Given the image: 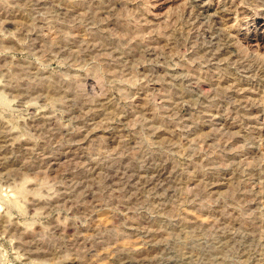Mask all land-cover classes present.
<instances>
[{
	"label": "rangeland",
	"instance_id": "obj_1",
	"mask_svg": "<svg viewBox=\"0 0 264 264\" xmlns=\"http://www.w3.org/2000/svg\"><path fill=\"white\" fill-rule=\"evenodd\" d=\"M0 264H264V0H0Z\"/></svg>",
	"mask_w": 264,
	"mask_h": 264
}]
</instances>
